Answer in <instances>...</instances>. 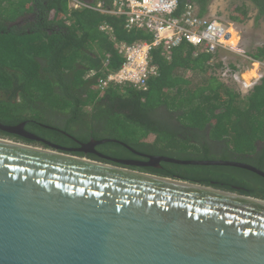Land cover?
Listing matches in <instances>:
<instances>
[{"label":"trees","instance_id":"1","mask_svg":"<svg viewBox=\"0 0 264 264\" xmlns=\"http://www.w3.org/2000/svg\"><path fill=\"white\" fill-rule=\"evenodd\" d=\"M78 1L91 7L97 3ZM238 1L232 22H243L247 10L255 12V24L264 22V0ZM99 3L104 12L72 8L68 0H0V123H24L30 133L62 147H77V142L92 138L114 139L133 150L116 142L98 146L115 158L137 152L218 160L209 156L223 153L222 160L264 172V77L241 96L220 77L225 67L220 57L227 51L209 55L181 44L168 52L152 51L150 64L158 76L148 81L145 91L129 85L99 91L100 78L122 63L115 43L150 40L142 31H127L125 16L105 12L112 11L113 0ZM209 3L178 0L176 14L194 4L205 15ZM249 57L264 63V44ZM226 64L236 70V64ZM160 165L145 170L264 200V179L248 170Z\"/></svg>","mask_w":264,"mask_h":264},{"label":"water","instance_id":"2","mask_svg":"<svg viewBox=\"0 0 264 264\" xmlns=\"http://www.w3.org/2000/svg\"><path fill=\"white\" fill-rule=\"evenodd\" d=\"M24 127L0 123L49 148L0 138V264H264V200L68 155Z\"/></svg>","mask_w":264,"mask_h":264},{"label":"built area","instance_id":"3","mask_svg":"<svg viewBox=\"0 0 264 264\" xmlns=\"http://www.w3.org/2000/svg\"><path fill=\"white\" fill-rule=\"evenodd\" d=\"M70 7H87L101 10L100 4L95 7L84 5L78 0H68ZM178 0H113L112 11H105L115 15L125 16L124 27L127 31H142L150 35V40L137 41L132 44L124 42L115 43L117 54L122 59L120 67L116 70H107L97 84L99 91L109 86L129 85L136 90L145 91L150 79L158 76V70L151 63V53L157 48L164 52L171 51L181 44L191 46L195 51L214 55L223 50L250 60L264 68V63L253 62L249 52L242 50L241 29L234 22L222 21L218 18L200 15L194 4L186 5L177 15ZM101 30L105 31L106 26ZM248 54V55H247ZM221 70L220 77H227V82L245 96L251 88L261 79L242 78V70L235 65L236 70L228 68L226 62ZM107 64V60L104 61Z\"/></svg>","mask_w":264,"mask_h":264},{"label":"rangeland","instance_id":"4","mask_svg":"<svg viewBox=\"0 0 264 264\" xmlns=\"http://www.w3.org/2000/svg\"><path fill=\"white\" fill-rule=\"evenodd\" d=\"M241 2L238 0H210L208 6V12L206 13L207 16L211 18H218L222 21H231V17H237V13L235 12V8L238 6L240 7ZM255 12L251 10H247V16L243 22H234L238 29H241V48L245 52H249L250 54L255 51V48L260 47L264 44V22L259 21L255 24L254 21ZM222 56L220 59H223L226 63L236 64L239 66L240 71L242 70L241 67L246 68L248 66L249 70L255 73L256 65H249L250 60L247 58H243L240 56H236L232 53H225L221 54ZM248 55V54H247ZM261 73L264 74V68H261ZM262 74V75H263ZM254 76V77H252ZM251 77L249 75H245V80L250 78H255V74ZM224 83H227V77L222 78ZM1 138V137H0ZM32 146L42 147L40 145L33 144ZM197 155L201 156L202 153H196ZM209 157H215L218 160H222L224 157L223 153H214L211 154ZM227 161V160H223Z\"/></svg>","mask_w":264,"mask_h":264},{"label":"flooded vegetation","instance_id":"5","mask_svg":"<svg viewBox=\"0 0 264 264\" xmlns=\"http://www.w3.org/2000/svg\"><path fill=\"white\" fill-rule=\"evenodd\" d=\"M27 132H29V131H27ZM0 137L4 138V139H9V140L17 141V142L30 144V145L36 144V145H40V146H42L44 148H49L47 145H45L41 141L29 140V142H28V141H25L27 139H25V138H23L21 136H4V135L0 134ZM16 137H18V138H16ZM23 139H25V140H23ZM42 140H44V139H42ZM91 141H94V139L90 138L88 140V142H85V143L77 142V145H78L77 147H62V146H60V147L65 148L66 149L65 153L68 154V155L77 156V157H81V158H86V159H89V160H92V161H97V162H102V163H106V164H111V165H114V166H117V167H120V168L134 170V171H140V172H143V173H149L147 170H145V169H149V167L150 168H154V169H160L161 168V165H160L161 162L158 164V166H156V164L154 162L149 161L148 158H147V157H158L160 155L154 156V155H148V154L135 152V153H133L134 157H129V158H126V159L115 158V157L103 154L98 149L99 145L96 146V147H93V148L90 147L89 145L92 143ZM51 144H53V143H51ZM54 145H56V144H54ZM57 146H59V145H57ZM105 158H110L111 160H120V161H123V162H128L129 164H119V163H116V162H113V161L110 162V161H108ZM232 162H235V161H232ZM147 163H148V165H146ZM236 163H241V162H236ZM241 164H245V163H241ZM149 174H152V173H149Z\"/></svg>","mask_w":264,"mask_h":264},{"label":"bare ground","instance_id":"6","mask_svg":"<svg viewBox=\"0 0 264 264\" xmlns=\"http://www.w3.org/2000/svg\"><path fill=\"white\" fill-rule=\"evenodd\" d=\"M255 65V64H252ZM255 73L252 71H248L246 75H249L250 77L255 74V78H259L262 76L263 73H261V68L256 65V69L254 70ZM254 77V76H252ZM245 78V77H244Z\"/></svg>","mask_w":264,"mask_h":264},{"label":"crops","instance_id":"7","mask_svg":"<svg viewBox=\"0 0 264 264\" xmlns=\"http://www.w3.org/2000/svg\"><path fill=\"white\" fill-rule=\"evenodd\" d=\"M81 1H84V0H81ZM95 1H97L96 4H100V3H99V0H95ZM252 64H253V63H251V64H249V65H252ZM255 65H256V64H255ZM260 68H262V67H260ZM241 69H242V78H244V76L247 74L249 68H248V66H246L245 69H244V67H241ZM244 79H245V78H244ZM250 79H252V78H250Z\"/></svg>","mask_w":264,"mask_h":264}]
</instances>
